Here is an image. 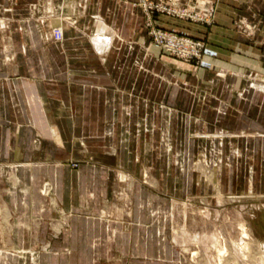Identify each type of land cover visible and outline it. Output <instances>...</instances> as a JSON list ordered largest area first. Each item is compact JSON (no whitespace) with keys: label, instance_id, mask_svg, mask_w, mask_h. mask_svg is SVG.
<instances>
[{"label":"crops","instance_id":"1","mask_svg":"<svg viewBox=\"0 0 264 264\" xmlns=\"http://www.w3.org/2000/svg\"><path fill=\"white\" fill-rule=\"evenodd\" d=\"M134 1L0 0L10 8L0 11V202L12 212V227L6 232L4 225L0 242L33 250V241H48L47 221L58 216L57 209L74 213L70 229L54 240L53 251L38 255V264H117L118 258L155 255L150 243L159 239L150 238L148 226L121 216L117 177L121 182L134 175L117 165L127 158L107 152V145L118 143V127L133 124L124 123L126 114L146 109L117 101L128 98L132 61L141 64V75L149 65L161 75L166 66L177 79L208 80L213 72L239 96L264 97L260 86L243 84L264 81V0H217L211 25L158 16L161 27L205 41L202 63L153 43ZM59 18L62 41L53 37ZM82 143L99 148L93 151L98 164L72 168L68 161L82 158ZM47 181L52 198L41 192Z\"/></svg>","mask_w":264,"mask_h":264},{"label":"rangeland","instance_id":"2","mask_svg":"<svg viewBox=\"0 0 264 264\" xmlns=\"http://www.w3.org/2000/svg\"><path fill=\"white\" fill-rule=\"evenodd\" d=\"M137 1L134 5L140 6ZM180 1L200 11L196 5L207 0ZM212 1L217 6V0ZM7 10L0 5L1 12ZM242 22L238 19V26ZM55 23L63 28L61 18ZM121 67L119 61L118 71ZM127 67L132 77L127 83L128 98L117 101L146 109L126 114L124 123L133 124L129 129L118 127V143L107 145V152L127 158L118 163L117 170L134 175L121 182L117 175L121 192L117 201L125 205L122 219L132 217L128 222L133 225L145 223L150 238L159 241L150 243L155 255L118 258L116 263L264 264V97L239 96L230 81L213 72L208 80L177 79L166 66L161 75L149 65L146 76L136 61ZM243 84L264 90V81L245 80ZM122 115H116L118 125ZM97 149L82 143V158L68 164L72 168L80 163L98 164L93 155ZM11 180L17 183L12 175ZM41 192L52 198L53 185L45 182ZM139 202L143 206L138 208ZM10 213L0 208V234L5 224L6 232L12 227ZM57 213L47 221L48 241H33V250L0 242V249L6 247L0 250V264H38L40 253L53 251L54 240L70 229L74 214L63 208ZM36 221L34 227L42 220Z\"/></svg>","mask_w":264,"mask_h":264},{"label":"built area","instance_id":"3","mask_svg":"<svg viewBox=\"0 0 264 264\" xmlns=\"http://www.w3.org/2000/svg\"><path fill=\"white\" fill-rule=\"evenodd\" d=\"M137 3L145 13L144 28L147 34L165 53H170L184 60H194L202 63L204 59L206 44L196 37L187 33L166 29L159 24V15L166 14L181 19H188L201 24H213L217 6L212 0L203 1L196 5L201 7L197 11L195 6L184 7L180 0H138ZM55 40L64 39L63 28L56 25L53 28Z\"/></svg>","mask_w":264,"mask_h":264}]
</instances>
